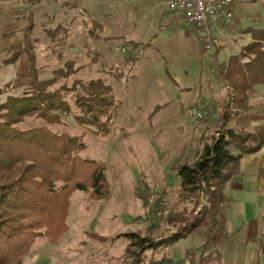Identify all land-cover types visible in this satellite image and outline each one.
Returning a JSON list of instances; mask_svg holds the SVG:
<instances>
[{"label":"trees","instance_id":"trees-1","mask_svg":"<svg viewBox=\"0 0 264 264\" xmlns=\"http://www.w3.org/2000/svg\"><path fill=\"white\" fill-rule=\"evenodd\" d=\"M31 27L29 21L22 32V49L10 56L13 61L24 54L27 60L23 91L9 93L10 80L0 85V95L6 94L0 101V264H21L38 237L56 243L68 229L73 193L83 192L91 201L109 193L104 162L81 157L86 148L81 139L49 126L61 125L71 115L95 136H108L118 106L113 87L100 77L76 78L79 66L73 60L52 69L51 77L40 79ZM44 32L50 41L61 40L66 27ZM243 33L250 41L214 68V77L225 92L211 107L207 105L211 131L201 135L191 161L176 160L170 166L178 177L180 205L164 213V191L137 190L143 205L149 207L148 222L143 229L120 234L126 244L119 264H206L203 250L232 235L222 212L228 205L226 185L239 173L241 157L264 146V134L228 124L231 117L248 111V91L264 83V28L247 27ZM201 222L207 225L203 249L189 248L181 260L171 259L164 252L165 244ZM165 230L170 233L164 234ZM215 257L221 260L220 250Z\"/></svg>","mask_w":264,"mask_h":264},{"label":"rangeland","instance_id":"rangeland-1","mask_svg":"<svg viewBox=\"0 0 264 264\" xmlns=\"http://www.w3.org/2000/svg\"><path fill=\"white\" fill-rule=\"evenodd\" d=\"M121 1L123 12L118 16L121 21L128 20L129 23H135L139 20L146 25L156 24L160 9L165 5L164 0H160L161 6L155 5L152 9V5L149 6L151 2L149 0ZM134 3L137 4L138 9L146 12H135L132 5ZM45 9L57 10L53 6H47ZM96 10L97 7L94 4L81 6L78 15L81 22L79 21L76 26L78 29L75 30L74 38L58 42L50 41L39 26L40 21L44 24L51 15L50 17L48 15L47 19H44L42 15H38L35 19L36 15L33 12L25 13L23 16L18 13L8 17L2 16L0 19V85L10 80L13 87L9 93L17 94L23 91L28 79L27 60L24 54L13 61L10 56L15 50L22 49L21 36L29 21H32L30 41L33 45L40 79L51 77L52 69L61 66L66 60H73L75 65L79 66L75 74L76 78L87 80L100 77L104 80L105 78L114 80V73H111L112 68L115 67L114 63L121 61L128 63L136 61L138 57L122 56L118 46L127 43L119 39L115 42L119 45L112 49L116 59L111 57L109 61L101 58L102 40L96 35L95 30L86 28L96 23L98 16ZM173 14L179 18L175 13ZM56 15L57 17L64 15V19L66 18L65 13ZM60 21L63 22V20ZM82 22L85 23V28H82ZM5 24H12L13 30H3L1 25ZM227 26L228 23H223L219 29L227 30ZM137 36L143 37L138 34ZM135 38L136 36L133 37ZM201 38L202 40L193 38L199 46L195 56L186 51L182 58L175 53L173 45L158 46V49L167 48L170 51H152L150 54H142L145 56L142 59L145 62L143 67L146 70L151 67L156 68V70L150 69L145 72L140 81V87L147 90L146 100H144L146 103L140 107L120 104L116 110L121 113L120 118L114 119L108 136L104 138L95 136L89 128L78 125L71 115L64 117L63 124L49 126L53 130L65 131L81 139L86 144L85 150L80 153L81 157L104 162L109 193L106 198L97 201L89 200L83 192L73 193L66 220L68 225L66 233L56 243H50L44 236L38 237L21 258V264H119L126 244L124 236L120 234L143 229L148 222L149 207L143 205V200L136 194L137 190L157 193L164 191L167 194L164 201V213L180 205L176 196L178 177L171 170L170 165L175 160L191 161L194 150L199 146L200 136L211 131L209 117L200 119L195 116L196 104L203 101L211 107V104L225 92L214 77V68L217 63L214 50L218 47L226 53H235L242 46L239 44V41L242 43L239 38H242L237 34L234 35V39L224 41L221 37L212 36L210 30H205V35ZM207 38L211 45L210 54L205 52ZM143 40L141 38L140 41ZM176 42L178 41L172 40V43ZM138 56L143 57L141 54ZM173 63L177 67L169 65ZM167 70L169 73H166ZM171 73L177 80V85L169 76ZM148 81L152 82L146 86ZM165 85L169 86L175 94H165ZM195 87L199 89V92L193 97L191 89ZM180 89H184L186 97H189L188 108L191 115L187 120L184 114L180 115L183 111ZM188 89L191 91L186 92ZM5 95H0V101L4 100ZM166 101H168L167 104H165ZM158 106L160 108L155 116H151V113L156 111L155 107ZM126 111L129 113L128 116H125ZM232 120L231 117L229 124H233ZM263 147L260 150L262 160H264ZM226 192L228 196L231 195L227 187ZM229 206L223 207L222 212L232 237L230 236V240L226 242L203 250L207 257L206 264H233L226 258V248L234 245V242L236 244L239 233L235 230L237 222L228 218L233 213L231 202ZM167 233L169 234L170 231L165 230L164 234ZM206 234L207 225L201 222L194 229L184 230L182 236L166 243L164 252L173 260H181L186 249H203ZM90 235H98L105 240L100 241ZM115 236L117 237L112 241ZM216 248L221 251V260L215 257ZM253 248L254 246L252 250ZM252 250L247 246L245 252L241 254L243 262H246L250 252V259L252 258Z\"/></svg>","mask_w":264,"mask_h":264},{"label":"crops","instance_id":"crops-1","mask_svg":"<svg viewBox=\"0 0 264 264\" xmlns=\"http://www.w3.org/2000/svg\"><path fill=\"white\" fill-rule=\"evenodd\" d=\"M149 1H151L149 6L152 5V9H154L155 5L158 7L161 6L160 0ZM166 2L167 0H164L165 5L160 9L159 20L156 24L151 25H146L139 20L135 23H129L128 20L121 21L118 18L119 14L123 12L121 0H0V19L2 16H13L15 13L23 16L25 13L29 14L33 12L36 15V17H34L35 19L38 18V15L44 16V19H47L48 15L49 17L51 15L44 24L40 21L39 26L43 30L45 28H54L58 25L65 26V35L61 40H56V42H58L64 39L70 40L74 38L76 34L75 30L78 29L76 26L80 21L78 15L81 6L85 4L96 5V11H98V16L96 17L97 21L96 23L88 25L86 28L95 30L97 32L96 35L102 40L103 44L100 51L101 58L104 60L108 59L109 61H111V57L116 59L112 49L114 46L116 47L119 45L115 44L119 39L127 43L122 45L137 46L135 47L136 52L131 58L138 57L136 61H129L128 63L122 61L114 63L115 67L111 70V73H114L115 76L114 80L108 78H105V80L102 79L113 87L114 95L118 100L117 108L123 103L124 105L131 104L132 106L137 105L140 107L146 103L144 100H146L145 94L147 92V90L140 87L141 78L143 74L150 69L156 70L155 67L147 68V70L143 67L145 65V62L142 60L145 57L143 55L150 54L152 51L165 52L168 50L167 48L158 49V46L164 47L173 45L175 53L181 55L182 58H184L186 51L191 52V54L195 56L199 51V46L193 38H200L202 40V35H205L204 29L197 28L191 24L189 26V23L174 16V14L167 9ZM132 5L135 12H146L145 10L138 9L136 3ZM47 6H53L57 10L47 11L45 9ZM64 13L66 15L65 19L64 15L60 17H57V15L55 16V14ZM60 20H63V22L61 23ZM65 23L68 24L65 25ZM223 23L222 21H218L209 24V29L207 28V30H210L212 36L221 37L224 41L234 39V35L236 34L240 35L242 39L239 38V40H241L242 43L239 41V44H242V46H240L242 48L250 41L249 35L243 33L245 28H264V0H237L234 5L233 18L231 22L228 23L227 30L219 29V26ZM84 24L83 22L81 23L82 28H85ZM1 27L3 30H13L14 28L12 24L1 25ZM137 34L143 35V37L137 36ZM134 36H136L135 39H133ZM141 38L144 40L140 41ZM172 40H177L178 42L172 43ZM122 45H119L118 48ZM146 46L151 47L147 48ZM169 49H171V47H169ZM240 49L238 51H240ZM139 53L143 57L140 58L138 56L140 55ZM235 53H226L224 50L222 51L220 48L216 47L214 50V57L217 59L216 65L226 62L229 55ZM151 64L152 63H150V65ZM169 65L173 66L175 64ZM175 67H177V65H175ZM167 69H169L168 64ZM166 73H169L168 70ZM169 76L171 79L174 77L172 73L169 74ZM172 81L177 85V80L173 78ZM150 82H146V86H148ZM164 88L165 94H175L173 90H170L169 86L165 85ZM191 90L193 91V97L199 92L197 87ZM191 90L188 89L186 92ZM179 93L182 96L181 104L183 107V111L180 112V115L184 114L187 120L191 115L190 109L188 108L189 97H186L187 94H185L184 89H180ZM247 94L248 111L233 116L232 123L250 127L257 134H264V83L256 85L250 89ZM167 102L168 101H166L165 104H167ZM159 108L160 106L158 108L155 107L156 111L151 113V116H155ZM120 114L121 113L118 111H115L112 122L117 117L120 118ZM128 114L129 113L126 111L125 116H128ZM200 145L199 142V146L196 149H198ZM194 153L191 157L192 159ZM226 187L231 193V197L227 195V206H229L231 202V210L233 212L228 218L237 222L235 230L239 233L236 244L234 242V245L229 246L228 249L226 248V258L233 264H264V160L261 159L260 150L256 153L241 157L239 161V173L228 181ZM230 238L228 240H230ZM247 246H249L251 250L252 246H254L252 250L253 255L250 259V252L246 257V262H243L241 254L245 252ZM223 257L224 254L222 253V258Z\"/></svg>","mask_w":264,"mask_h":264},{"label":"built area","instance_id":"built-area-1","mask_svg":"<svg viewBox=\"0 0 264 264\" xmlns=\"http://www.w3.org/2000/svg\"><path fill=\"white\" fill-rule=\"evenodd\" d=\"M237 0H167V9L175 13L185 22L207 30L208 25L222 21L224 23L231 22L234 14V5ZM120 53L126 58H131L136 48L134 46L122 45L119 47ZM205 52L210 54L211 45L209 38L205 45ZM205 102H199L195 108V116L197 118L205 117L209 111ZM264 153V147H263Z\"/></svg>","mask_w":264,"mask_h":264},{"label":"bare ground","instance_id":"bare-ground-1","mask_svg":"<svg viewBox=\"0 0 264 264\" xmlns=\"http://www.w3.org/2000/svg\"><path fill=\"white\" fill-rule=\"evenodd\" d=\"M134 47H137V46H134ZM206 104H207V103H206ZM197 105H198V104H196V106H197ZM207 105H208V104H207ZM208 106H209V105H208ZM206 116H207V115H206ZM206 116H205V117H206ZM203 118H204V117H203ZM200 119H201V118H200Z\"/></svg>","mask_w":264,"mask_h":264}]
</instances>
